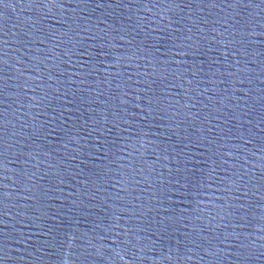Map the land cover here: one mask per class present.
<instances>
[{
    "label": "snow or ice",
    "instance_id": "snow-or-ice-1",
    "mask_svg": "<svg viewBox=\"0 0 264 264\" xmlns=\"http://www.w3.org/2000/svg\"><path fill=\"white\" fill-rule=\"evenodd\" d=\"M0 3H3V0H0Z\"/></svg>",
    "mask_w": 264,
    "mask_h": 264
}]
</instances>
